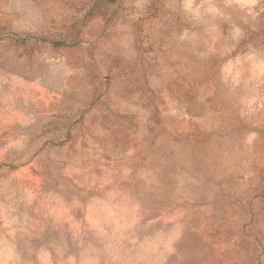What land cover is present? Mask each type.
<instances>
[{"label":"rangeland","instance_id":"rangeland-1","mask_svg":"<svg viewBox=\"0 0 264 264\" xmlns=\"http://www.w3.org/2000/svg\"><path fill=\"white\" fill-rule=\"evenodd\" d=\"M0 264H264V0H0Z\"/></svg>","mask_w":264,"mask_h":264}]
</instances>
